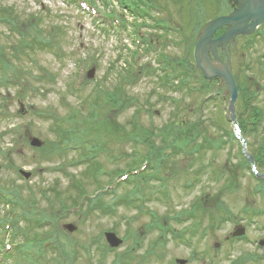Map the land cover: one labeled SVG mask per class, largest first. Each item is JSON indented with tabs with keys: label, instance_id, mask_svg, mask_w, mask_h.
I'll return each instance as SVG.
<instances>
[{
	"label": "rangeland",
	"instance_id": "rangeland-1",
	"mask_svg": "<svg viewBox=\"0 0 264 264\" xmlns=\"http://www.w3.org/2000/svg\"><path fill=\"white\" fill-rule=\"evenodd\" d=\"M144 1L134 0L138 2L135 6ZM122 2L112 0L109 5L124 22ZM90 3L103 12V5L106 11L110 9L106 0ZM155 3L160 10L152 3V8L145 7L149 10L143 13L148 14L144 19L129 17L127 27L120 28L105 18L80 12L71 0H0V9L20 16L18 25L0 19V52L10 66L4 75L0 72V144L3 150L13 148L8 162L2 161H6L5 152L0 155V186L11 190L13 197L21 195L12 198L18 203L1 205L0 218L9 213L23 219L32 198L37 197L44 214L55 223L36 228L40 237L65 243L60 258L64 264H101L105 258V264H117L119 255L129 258L130 264H177L174 261L178 259L184 264H234L239 260V264H264V196L258 192L259 181L243 164L242 144L230 132L233 127L223 113L224 104L220 100L201 104L214 95L219 82L212 83L213 90H205L204 81H196L203 72L199 67L196 70L191 59L201 25L218 12H228L226 2ZM157 22L166 23L171 30L157 28ZM27 29L30 35L23 36ZM142 35L152 40L151 47ZM255 38H237L220 58L227 61L229 55L234 79L236 83L239 79L245 90L251 93L257 86L263 87L257 103L264 108V39L257 38L253 48L249 43ZM161 54L167 60L166 71H162ZM94 58L95 72L87 78ZM241 62L252 65L251 70ZM12 77L19 78L20 84L8 81ZM79 83L80 89L84 88L80 94L71 89L79 88ZM221 88L225 91L226 85ZM95 91L100 99L82 98ZM113 97L118 98L115 106L109 102ZM241 101L239 92L235 102L239 116ZM92 102L97 106L102 103L103 108L90 110ZM77 120H82L86 133L90 131L91 141L83 150L90 151L92 163L106 171L98 178L89 177L90 164L72 163L70 159L80 155L66 151L62 135L57 133V124L69 128ZM10 128L14 132L5 133ZM260 128L255 132L242 128L250 153L264 152V127ZM75 130L76 126L73 137ZM17 132L22 134L18 143L14 142ZM33 137L42 142L41 147L30 145ZM182 137L190 139V145L160 158L162 166L149 173L152 178H135L131 183L122 177L132 167L147 165L146 159L159 158L168 142ZM61 162L67 163L69 173L60 171ZM262 162H258L260 174H264ZM72 175L84 183L89 195L99 187L97 180L108 191L113 182L117 192L105 195L107 202H115L111 213H93L87 204L82 213L80 207L69 209L73 203L70 196L80 203V190L69 189ZM136 189L139 192L130 196H135L134 202L117 205ZM15 190L19 194H14ZM48 198L54 201L53 211ZM64 202L69 210L63 215ZM151 223H156V228H150ZM68 224L75 229L66 228ZM159 225L172 231L158 229ZM239 226L246 230L242 239L232 236ZM106 232L115 233L122 243L110 248ZM102 246L109 249L106 257L102 256ZM151 247L155 248L153 253L149 252ZM57 254H46L48 264H58Z\"/></svg>",
	"mask_w": 264,
	"mask_h": 264
},
{
	"label": "water",
	"instance_id": "water-1",
	"mask_svg": "<svg viewBox=\"0 0 264 264\" xmlns=\"http://www.w3.org/2000/svg\"><path fill=\"white\" fill-rule=\"evenodd\" d=\"M236 6L234 11L225 16L217 17L207 22L199 31L194 48V58L197 66L204 76L210 80L220 77L226 85L225 94H229L228 109L233 118L235 116V102L238 97V87L233 73L229 68L228 60L223 61L218 53V48L223 49L233 42L238 35L253 33L264 22V0H230ZM222 27H227L224 34L214 38V34ZM33 144L41 146L42 142L34 138ZM28 175V174H26ZM69 230L75 229L72 224L66 225ZM239 228L235 234H242ZM111 246L116 247L122 243L113 232L106 234ZM184 263L183 261H181Z\"/></svg>",
	"mask_w": 264,
	"mask_h": 264
},
{
	"label": "trees",
	"instance_id": "trees-1",
	"mask_svg": "<svg viewBox=\"0 0 264 264\" xmlns=\"http://www.w3.org/2000/svg\"><path fill=\"white\" fill-rule=\"evenodd\" d=\"M210 2V3H212V0H206V2ZM158 5V4H157ZM159 6V5H158ZM12 11H13V9H12ZM14 13V12H13ZM8 14H10V15H8ZM16 15V14H15ZM14 14H12L11 13V11L10 10H6V9H0V19H4V20H8V22H10V23H12V24H15V25H18L19 24V18H20V16H15ZM29 30V29H28ZM30 31V30H29ZM31 33V32H30ZM0 51H2L1 49H0ZM191 59L192 60H194L193 59V54H191ZM10 68V66L8 65V63H6V61H5V59H4V56H3V54H2V52H0V72H1V70H2V75H4V73H6L7 71H8V69ZM196 68V67H195ZM197 70V69H196ZM15 73V72H14ZM192 73L195 75L196 74V72H194V71H192ZM182 74H186V73H182ZM201 80L202 81H204L203 83V85L205 86V90L209 87V84L207 83V81L202 77V76H200V79H199V81L201 82ZM237 82H238V85L240 86V98H241V103H242V107H244V108H242L243 109V112H241L240 113V116L238 115V117L240 118L241 117V119H242V117H243V114L245 113V114H248V116H247V118L248 119H252V118H258V119H260V121L261 122H263L262 124H260V126H262V127H264V108L263 107H261L260 106V103H257V101L256 100H253V101H250V103L248 104L247 103V100H248V97H252L253 96V92H249V91H245V89L243 88V86H242V84H241V82H240V80L239 79H237ZM167 84V83H166ZM165 85V84H164ZM246 96H247V100H246ZM259 102H260V100L259 99H257ZM251 102H255L254 103V105L251 103ZM244 103H247V105H245ZM256 104V105H255ZM100 105V108L103 106V104L101 103V104H99ZM98 108H99V106H98ZM103 108V107H102ZM248 110V111H247ZM221 119H222V111H221ZM180 125H182V124H180ZM257 128H259V130L261 129L260 127H257ZM59 129L60 130H65V136L64 137H62V139L64 140V142H66V141H68L69 139H70V137H71V135L73 134V131H74V127L72 126V128H64V125H63V123H61V125L59 126ZM250 130V129H249ZM251 131V130H250ZM262 148H264V144L262 145ZM261 148V149H262ZM263 151H264V149H263ZM264 153V152H263ZM256 155L258 156V157H260V155L261 154H258V153H256ZM263 158V160H264V156L262 157ZM244 159H245V157H244ZM243 159V160H244ZM246 160V159H245ZM245 160H244V163H245ZM247 161V160H246ZM243 163V164H244ZM94 179V178H93ZM79 183V187H80V189L81 190H83L82 192H85L86 190H85V188H84V183L83 182H81V181H79L78 182ZM47 194H45V196H46ZM70 199L71 200H73V202H78V200L76 201L75 200V198H73L72 196H70ZM48 200V202H50V204H51V207H52V211L53 210H55V208H54V206H53V204H54V201L53 200H51L50 198H48L47 199ZM98 201H99V203H101L102 202V198L101 197H99L98 199H97ZM63 206L65 207V206H67L66 205V203L64 202L63 203ZM97 208H100L101 209V211L103 210L104 211V209L102 208V207H97ZM91 212H93V213H95V212H97V211H91ZM49 214H47V216H48ZM50 217V216H49ZM65 244V243H64ZM63 244V245H64ZM66 251V250H65Z\"/></svg>",
	"mask_w": 264,
	"mask_h": 264
},
{
	"label": "flooded vegetation",
	"instance_id": "flooded-vegetation-1",
	"mask_svg": "<svg viewBox=\"0 0 264 264\" xmlns=\"http://www.w3.org/2000/svg\"><path fill=\"white\" fill-rule=\"evenodd\" d=\"M228 7V12H230L231 11V9L229 8V6H227ZM228 12H226L227 14H228ZM225 12H222V14H226Z\"/></svg>",
	"mask_w": 264,
	"mask_h": 264
}]
</instances>
